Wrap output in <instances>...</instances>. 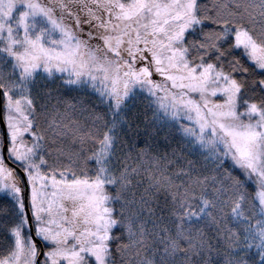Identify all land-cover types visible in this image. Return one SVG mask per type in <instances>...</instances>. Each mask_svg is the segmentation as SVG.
<instances>
[{
	"label": "snow or ice",
	"instance_id": "6c2138e0",
	"mask_svg": "<svg viewBox=\"0 0 264 264\" xmlns=\"http://www.w3.org/2000/svg\"><path fill=\"white\" fill-rule=\"evenodd\" d=\"M0 264H264V0H0Z\"/></svg>",
	"mask_w": 264,
	"mask_h": 264
}]
</instances>
